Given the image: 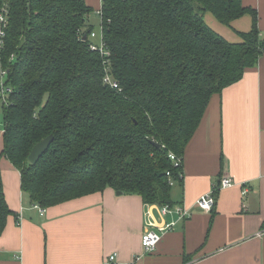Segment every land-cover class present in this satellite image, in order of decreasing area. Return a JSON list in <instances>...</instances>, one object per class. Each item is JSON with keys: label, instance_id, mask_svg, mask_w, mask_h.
Masks as SVG:
<instances>
[{"label": "trees", "instance_id": "1", "mask_svg": "<svg viewBox=\"0 0 264 264\" xmlns=\"http://www.w3.org/2000/svg\"><path fill=\"white\" fill-rule=\"evenodd\" d=\"M2 11L0 69L13 90L0 103L1 155L44 207L108 187L174 204L172 182L182 183L183 169L170 153L182 162L213 94L264 52L257 10L242 0H102L103 51L91 49L86 0H0ZM208 12L229 26L248 14L251 29L231 41ZM51 134L31 163L33 146ZM10 214L0 167V234Z\"/></svg>", "mask_w": 264, "mask_h": 264}, {"label": "crops", "instance_id": "2", "mask_svg": "<svg viewBox=\"0 0 264 264\" xmlns=\"http://www.w3.org/2000/svg\"><path fill=\"white\" fill-rule=\"evenodd\" d=\"M86 1L101 9L102 0ZM242 1L257 10L264 37V0ZM207 22L231 41L252 26L248 14L231 26L210 16ZM3 147L4 130L0 167L12 214L0 234V264H105L114 253L116 264H264V52L239 81L213 94L186 145L183 181L173 182L179 189L172 192V205L191 212L184 219L176 210L161 219V205L111 187L48 206L41 215ZM225 175L233 185L216 192L212 211L199 209L198 198ZM154 218L173 227L147 252L142 235Z\"/></svg>", "mask_w": 264, "mask_h": 264}, {"label": "built area", "instance_id": "3", "mask_svg": "<svg viewBox=\"0 0 264 264\" xmlns=\"http://www.w3.org/2000/svg\"><path fill=\"white\" fill-rule=\"evenodd\" d=\"M5 13L2 11L0 12V22H2L5 25ZM5 36V30L3 27H0V44H3V37ZM96 33L95 31L92 32L91 37H95ZM91 49L93 50H100L103 51V41L101 45L96 44L94 41L91 44ZM106 81L112 84V86L116 87L118 86L116 82H113L109 77L106 78ZM13 88L7 83V73L6 70L0 69V103L2 104H8L9 95L12 92ZM171 159L173 160L174 164L176 166L181 165V159L174 153H170L169 155ZM171 176L170 172L167 173ZM173 183V182H172ZM234 180L232 177L225 175L221 178L220 184L216 187H214L213 190L210 192L203 194L201 197L198 198L196 205L199 209L204 211H212L216 205V190H219L221 188L229 187L233 185ZM244 192L246 193L247 190L245 189ZM33 206L39 211L41 215H44L47 211L46 207L34 203ZM161 219H163V215L172 212L173 210H176L179 214L180 219H184L188 217L191 212L184 206L180 204L175 205H161ZM157 218L153 219L152 222H150V227L143 233L142 235V246L144 247L145 251L150 252L153 251L158 243L161 241L162 233L164 231H167L173 227V223H159ZM116 258L117 254H111L108 256L107 261L105 264H116ZM138 259V257H137ZM132 264H136V261Z\"/></svg>", "mask_w": 264, "mask_h": 264}, {"label": "rangeland", "instance_id": "4", "mask_svg": "<svg viewBox=\"0 0 264 264\" xmlns=\"http://www.w3.org/2000/svg\"><path fill=\"white\" fill-rule=\"evenodd\" d=\"M209 16L214 17L210 12L207 13L206 19L209 21ZM90 20L92 24L94 25V31L96 33L95 37H92V40L98 44H102V29H101V19L98 11H93L90 14ZM226 25V24H225ZM229 26V25H228ZM4 118H3V110L0 108V132L4 130ZM179 189V186L177 183H173V191H177Z\"/></svg>", "mask_w": 264, "mask_h": 264}, {"label": "water", "instance_id": "5", "mask_svg": "<svg viewBox=\"0 0 264 264\" xmlns=\"http://www.w3.org/2000/svg\"><path fill=\"white\" fill-rule=\"evenodd\" d=\"M53 139L54 136L51 134L48 135L46 138L42 139L41 141L37 142L30 151L28 155V160L31 163H36L40 159V157L47 151ZM117 194H122V192L117 191Z\"/></svg>", "mask_w": 264, "mask_h": 264}]
</instances>
